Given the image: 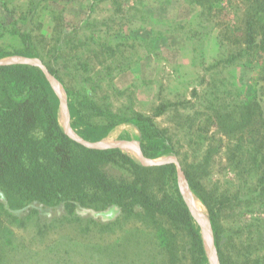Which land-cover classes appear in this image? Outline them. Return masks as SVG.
<instances>
[{"label": "rangeland", "instance_id": "rangeland-1", "mask_svg": "<svg viewBox=\"0 0 264 264\" xmlns=\"http://www.w3.org/2000/svg\"><path fill=\"white\" fill-rule=\"evenodd\" d=\"M252 2L0 0V16L7 22L12 12L14 17H25L30 9L35 11V36L49 40L57 21L60 29L73 28L70 44L67 48L63 44L62 51L63 60L75 63L73 74L93 76L98 84V76L103 75L97 73H103L108 77L96 91L98 98L114 110L129 107L152 116L159 128L168 129L178 155L143 158L140 132L132 123L116 126L103 140L86 141L103 148L120 145L144 165L174 162L181 189L204 216L203 223L192 207L209 264H220L214 232L206 206L185 177L183 168L188 164L195 165L206 193L217 199L225 253L235 264H264V183L259 182L264 144L246 143L255 137L240 134L245 128L229 133L239 136L242 146L239 137L225 134L228 126L247 124V106L256 112L251 123L264 133V49L238 56L244 50ZM24 60L42 63L15 55L0 62ZM86 63L91 75L81 68ZM76 67L82 71L76 72ZM52 80L64 101L59 108L64 130L76 140L83 139L71 126L63 84L55 76ZM69 83L77 86L74 79ZM163 103L176 105L156 116ZM104 214L86 207L69 213L37 203L6 209L0 201V264H170L163 237L146 219L117 213L109 220ZM161 221L170 229L165 219ZM166 239L171 240L168 234ZM175 239L182 250L179 264H189L182 258L186 239L180 235Z\"/></svg>", "mask_w": 264, "mask_h": 264}, {"label": "trees", "instance_id": "trees-1", "mask_svg": "<svg viewBox=\"0 0 264 264\" xmlns=\"http://www.w3.org/2000/svg\"><path fill=\"white\" fill-rule=\"evenodd\" d=\"M252 3L253 13L247 12L244 50L238 56L264 49V0ZM34 13L30 9L25 17H14L12 12L8 22L0 16V59L13 55L40 59L63 84L71 126L81 138L100 141L116 126L132 123L140 132L144 157L179 154L168 129L159 128L152 116L129 107L114 110L104 98H98L96 91L108 76L97 73L103 76H98L96 84L93 76L74 75L71 66L75 63L63 60L62 53L63 44L66 48L70 44L73 28L60 29L57 21L49 40L42 34L35 36ZM75 30L78 32V28ZM81 68L90 74L88 63ZM75 71L82 69L76 67ZM72 79L76 87L69 85ZM60 103L57 91L40 66L24 62L0 64V201L6 209L20 210L29 203H37L49 209L62 207L69 213L86 207L94 214L105 213L109 220L117 213L124 218L136 216L146 219L163 237L170 264L180 263L182 250L175 239L178 235L186 239L182 258H187L189 264H209L200 226L180 187L176 164L144 165L119 147L84 145L64 130L59 118ZM175 105L161 104L156 116ZM245 108L249 112L247 124L228 126L225 134L238 139L239 136H233L235 133H229L245 128V133L240 134L255 137L252 143L245 140L246 143L264 144L261 128L251 123L256 112L250 106ZM238 145H243L240 137ZM107 166L110 170H106ZM194 166H184V174L208 210L219 262L235 264L221 245L223 228L217 199L206 193ZM259 182L264 183V168L260 170ZM163 219L170 229L162 227ZM166 234L171 238L169 243L164 240Z\"/></svg>", "mask_w": 264, "mask_h": 264}, {"label": "water", "instance_id": "water-1", "mask_svg": "<svg viewBox=\"0 0 264 264\" xmlns=\"http://www.w3.org/2000/svg\"><path fill=\"white\" fill-rule=\"evenodd\" d=\"M23 58H26V57H23ZM15 62L30 63V61L24 60V61H8V62H0V64L15 63ZM37 65L41 66V68L45 71V73H46L48 79L50 80V82L52 83V85L54 86L55 90L57 91V93H58V95H59V98H60V101H61L60 106L63 105V104H64V101H63V98H62V96H61V93H60L59 90L56 88V86H55V84H54V82H53V80H52L53 75H51V74L49 73V71L46 69V67L44 66V64L39 63V64H37ZM74 139H76V138H74ZM77 140L80 141L81 143H83L84 145L88 146V147H92V148H103V147H100V146L95 145V143H91V142H88V141L83 140V139H77ZM109 147H120V145H112V146H109ZM140 153H141V155H142L143 158H146V157H144L143 153L141 152V149H140ZM152 164H153V163H152ZM179 182H180V187H181V178H180V175H179ZM182 191H183V190H182ZM183 193H184V192H183ZM184 195H185V193H184ZM185 197H186V200H187V202H188V204H189V206H190L191 212L194 213V211H193V209H192V205H191V203L189 202V200H188V198H187L186 195H185ZM194 214H195V213H194ZM216 255H217V251H216ZM217 259H218V261H219L218 255H217ZM219 263H220V262H219Z\"/></svg>", "mask_w": 264, "mask_h": 264}, {"label": "bare ground", "instance_id": "bare-ground-1", "mask_svg": "<svg viewBox=\"0 0 264 264\" xmlns=\"http://www.w3.org/2000/svg\"><path fill=\"white\" fill-rule=\"evenodd\" d=\"M183 191H184L185 195L187 196L189 202L192 204V198H191V196L189 195V193H188L187 191H185L184 187H183ZM192 207L195 208V207L193 206V204H192ZM195 209H196V208H195ZM196 210H197V209H196ZM197 212L201 215L200 217H201V219H202V221H203V223H204V218H203L204 216L202 215V212H200L199 210H197ZM205 237H206V233H205Z\"/></svg>", "mask_w": 264, "mask_h": 264}, {"label": "crops", "instance_id": "crops-1", "mask_svg": "<svg viewBox=\"0 0 264 264\" xmlns=\"http://www.w3.org/2000/svg\"><path fill=\"white\" fill-rule=\"evenodd\" d=\"M105 138H106V137H105ZM105 138H103V139H105ZM103 139H102V140H103ZM119 148H120V147H119ZM120 149H121V148H120Z\"/></svg>", "mask_w": 264, "mask_h": 264}]
</instances>
